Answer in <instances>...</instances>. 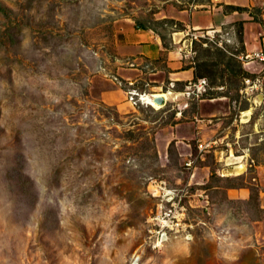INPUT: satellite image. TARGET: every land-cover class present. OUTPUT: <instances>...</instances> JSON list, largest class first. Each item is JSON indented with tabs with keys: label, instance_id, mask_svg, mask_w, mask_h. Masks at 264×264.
Wrapping results in <instances>:
<instances>
[{
	"label": "rangeland",
	"instance_id": "obj_1",
	"mask_svg": "<svg viewBox=\"0 0 264 264\" xmlns=\"http://www.w3.org/2000/svg\"><path fill=\"white\" fill-rule=\"evenodd\" d=\"M205 1L0 0V264H264V62L238 59L242 29L184 49L226 56L198 67L201 98L163 55L121 57L138 26L169 47L173 13ZM128 82L162 106H132Z\"/></svg>",
	"mask_w": 264,
	"mask_h": 264
},
{
	"label": "crops",
	"instance_id": "obj_2",
	"mask_svg": "<svg viewBox=\"0 0 264 264\" xmlns=\"http://www.w3.org/2000/svg\"><path fill=\"white\" fill-rule=\"evenodd\" d=\"M264 0H207L195 4L193 10L189 13L186 11H175L173 18L184 27V32L191 30H205L211 29L213 33H222L223 31H233L235 25L239 26L243 31V41L245 50L248 51L254 47L257 49L264 42V37L256 38L258 34L251 35L255 27L264 25ZM252 7H259L261 10L259 23L252 21L253 17L246 11H239L237 8L250 9ZM184 12H186L188 21H185ZM237 23V24H236ZM134 32L129 33L130 40L122 41L121 49L129 50L134 49V52L127 56H121L125 60L136 61L138 58H145V60L155 61L159 56H164V64L167 69V77L170 84H186L193 81L194 73V60H188V56L182 59L180 48H182V40L184 34L180 33V29L171 33L169 40V47H167L156 32L151 29H134ZM234 32V31H233ZM183 34V35H182ZM128 42V43H127ZM131 45V47H130ZM264 46V45H263ZM178 50L179 57L177 53ZM129 51V52H130ZM134 54L137 55L134 57ZM190 63V65H189Z\"/></svg>",
	"mask_w": 264,
	"mask_h": 264
},
{
	"label": "built area",
	"instance_id": "obj_3",
	"mask_svg": "<svg viewBox=\"0 0 264 264\" xmlns=\"http://www.w3.org/2000/svg\"><path fill=\"white\" fill-rule=\"evenodd\" d=\"M186 34L184 35V40H182V48H180L181 54L183 55V57H187L186 54L189 53V49H191L192 51V44L196 42H201L200 44L202 45H207L206 41H204V39H206V37L203 34H200L198 32H185ZM209 35V34H206ZM205 37V38H204ZM207 39H210L209 36L207 37ZM210 41V40H209ZM218 46H221L220 44H218ZM184 49L186 51V54L184 53ZM188 52V53H187ZM238 59L242 62V64L244 65H248L250 63H253L255 61L258 62H264V52H253V53H246L244 55H241L240 57H238ZM130 87L132 86V82H128ZM207 92V83L204 79H198L197 81H192V82H188V86H186V89L184 91V94L186 95H192L195 98H201L202 95H204ZM146 96V94L140 93L138 91L135 90V88L131 87V89L128 90L126 97L128 102L132 105V106H137L138 104H145L148 106H152L151 104H146L145 100L143 99V97ZM153 96V94L151 95ZM160 106V105H159ZM214 146V142H201L198 141V144L196 145L197 151L198 153H202L205 152L207 150L212 149ZM187 166H189L187 164Z\"/></svg>",
	"mask_w": 264,
	"mask_h": 264
},
{
	"label": "trees",
	"instance_id": "obj_4",
	"mask_svg": "<svg viewBox=\"0 0 264 264\" xmlns=\"http://www.w3.org/2000/svg\"><path fill=\"white\" fill-rule=\"evenodd\" d=\"M239 11H246L247 9H243V8H237ZM139 27V29H145V28H143L142 26H138ZM239 38H240V35H239ZM162 39V38H161ZM240 40V39H239ZM195 46H197V44H195ZM204 52H207V53H209L208 52V50H205ZM215 54H216V58H217V60H216V62H214V63H212V64H209V66L210 67H217L219 64H222L223 63V61H224V59H225V54H223V52L222 51H220V50H215V52H214ZM228 60H226V64H227V67L229 66V62H230V58H227ZM200 63V62H199ZM199 66H205V67H209L208 65H206V64H199V65H195V67L196 68H194V75H193V81H197L198 79H201V78H203V77H205L203 74H200L199 72H198V67ZM226 67V68H227ZM230 72H232V70L230 71ZM236 73V76H238V75H240V76H246L247 75V73L246 72H244L243 70H241V69H239L238 71H236L235 72ZM232 74H234V73H232ZM183 85V84H182Z\"/></svg>",
	"mask_w": 264,
	"mask_h": 264
},
{
	"label": "bare ground",
	"instance_id": "obj_5",
	"mask_svg": "<svg viewBox=\"0 0 264 264\" xmlns=\"http://www.w3.org/2000/svg\"><path fill=\"white\" fill-rule=\"evenodd\" d=\"M167 95H171L170 92H167ZM165 96H166V95H165ZM165 96H163V95H159V94H157V95H154V94H153V96H151V95H147V94H146V96H144L143 99L145 100L146 104H151V105H153L155 108H158L157 105H159V104H157V103L155 102L154 99H155V98H158V97H161V98L164 99ZM156 104H157V105H156ZM159 107H160V106H159ZM248 115H249V112H246V113L243 114V117H244V120H245V121L248 119ZM237 170L241 172V171L243 170V167L239 166V167L237 168ZM137 260H138V257H135L134 260H133L134 263H132V264H135V262H137Z\"/></svg>",
	"mask_w": 264,
	"mask_h": 264
},
{
	"label": "water",
	"instance_id": "obj_6",
	"mask_svg": "<svg viewBox=\"0 0 264 264\" xmlns=\"http://www.w3.org/2000/svg\"><path fill=\"white\" fill-rule=\"evenodd\" d=\"M155 102L157 104H159L160 106H162V104H163V98H161V97L155 98Z\"/></svg>",
	"mask_w": 264,
	"mask_h": 264
},
{
	"label": "clouds",
	"instance_id": "obj_7",
	"mask_svg": "<svg viewBox=\"0 0 264 264\" xmlns=\"http://www.w3.org/2000/svg\"><path fill=\"white\" fill-rule=\"evenodd\" d=\"M180 31H183V30H180ZM181 33V32H180Z\"/></svg>",
	"mask_w": 264,
	"mask_h": 264
}]
</instances>
